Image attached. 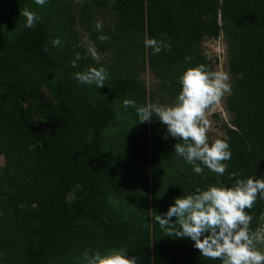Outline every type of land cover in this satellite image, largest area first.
I'll use <instances>...</instances> for the list:
<instances>
[{
  "label": "trees",
  "instance_id": "1",
  "mask_svg": "<svg viewBox=\"0 0 264 264\" xmlns=\"http://www.w3.org/2000/svg\"><path fill=\"white\" fill-rule=\"evenodd\" d=\"M96 7L114 12V31L91 26ZM24 9L39 16L31 28ZM79 13L63 0H0V264H87L86 256L111 249L137 264H222L176 238L174 217L163 228L156 217L197 188L264 178V0H83ZM78 21L98 52H115L102 64L108 76L100 88L74 76L93 61ZM222 30L234 76L225 100L231 126L224 124L231 158L222 161L223 175L202 164L197 174L175 153L181 140L155 118L137 122L122 102L146 104L135 60L148 62L174 100L186 68L214 71L199 47ZM105 34L111 39L98 38ZM146 38H165L171 47L153 54ZM75 53L81 59L72 67ZM263 208L257 196L244 210L251 233Z\"/></svg>",
  "mask_w": 264,
  "mask_h": 264
},
{
  "label": "clouds",
  "instance_id": "2",
  "mask_svg": "<svg viewBox=\"0 0 264 264\" xmlns=\"http://www.w3.org/2000/svg\"><path fill=\"white\" fill-rule=\"evenodd\" d=\"M46 2L34 0L40 6ZM22 15L26 28L33 27L39 20V16L28 9H24ZM95 29L98 32L102 29L100 21L95 23ZM98 38L107 39L104 35ZM60 43L59 38L51 40L53 47ZM143 43L146 48H151L153 54L171 47L165 38H146ZM90 51L95 59V50ZM80 59V54L75 53L71 66L75 67ZM74 76L81 84H95L100 88L105 85L108 72L103 66H90L84 71H77ZM179 83L180 91L171 104L154 102L137 106L134 100L125 99L122 106L135 109L137 122H151L155 118L165 126L167 136L181 140L183 143H175L173 148L178 157H183L186 163L192 165L193 172L202 173V164L210 171L223 175L227 164L222 161L231 158V151L226 138L209 141L205 111L230 91L229 74L196 64L183 71ZM257 196L264 199V178L259 176L237 178L230 185L217 181L204 190L197 188L190 194L174 197L166 212L157 215L156 219L163 228L174 217L179 224L175 237L190 239L201 256L219 258L222 264H264V251L257 249L255 243L259 236L250 232L251 216L244 211L252 207ZM86 260L87 264H137L135 257L119 249L95 251L86 256Z\"/></svg>",
  "mask_w": 264,
  "mask_h": 264
},
{
  "label": "rangeland",
  "instance_id": "3",
  "mask_svg": "<svg viewBox=\"0 0 264 264\" xmlns=\"http://www.w3.org/2000/svg\"><path fill=\"white\" fill-rule=\"evenodd\" d=\"M63 1L70 4L76 15L79 16V8L83 3V0ZM97 21H100L102 23V29L105 30L106 28H108L110 31H114V27L116 24V15L108 8L96 7L94 9L93 20L91 23V26L93 28H95V23ZM219 22L222 23L221 19H219ZM75 27L78 31L80 43L85 49V55L93 60L91 67L99 68L100 66H103L102 64L109 65L113 62L115 58V52L112 48H109L103 53L98 52L96 49V45L88 35L89 29L79 21L76 23ZM104 36L107 37L106 40L111 39L108 34H105ZM199 48L207 57L206 61L208 66H211L212 64L214 71H226L229 74V83L231 84L234 76L228 67L230 45L223 30L220 32L217 38L203 39ZM90 49L95 50V59L93 58ZM135 61L137 62L138 67L137 75L144 81L146 86V104L152 103V99H150L151 95L155 97L156 101L160 104H171L174 100L170 97V94L167 92V90L163 88L161 79L150 69L148 62L145 60ZM230 92L231 89L229 92L223 94L218 103L210 105L205 111V119H207L209 123L208 131L206 133L209 141H212L216 138H224L226 136L224 124L230 125V121L232 118V114L227 110L225 105L226 97L228 96V94H230ZM42 96L45 101L51 103L50 94L44 88L42 89ZM152 121L148 123L151 124ZM3 163L4 158L2 155H0V167L3 165ZM259 221L260 222L255 233L259 236V239L255 241V243L257 249L264 251V208L262 210Z\"/></svg>",
  "mask_w": 264,
  "mask_h": 264
}]
</instances>
